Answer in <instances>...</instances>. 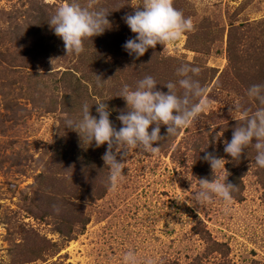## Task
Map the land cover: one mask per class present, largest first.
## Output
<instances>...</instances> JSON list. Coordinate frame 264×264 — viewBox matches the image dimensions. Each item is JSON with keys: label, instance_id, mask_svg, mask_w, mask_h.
<instances>
[{"label": "rangeland", "instance_id": "1", "mask_svg": "<svg viewBox=\"0 0 264 264\" xmlns=\"http://www.w3.org/2000/svg\"><path fill=\"white\" fill-rule=\"evenodd\" d=\"M64 2L0 0V264H123L129 250L140 264L148 259L153 264H264L259 167L249 155L234 161L220 154L231 128L224 123L236 126L233 116L244 121L243 112L231 115L232 104L251 108L249 115L261 107L246 93L264 80L259 66L264 59V0H174L194 29L165 50L156 47L173 67H200L210 107L190 127L161 141L157 154L132 150L124 178L101 199L87 200V189L99 184L90 186L94 177L74 169L64 181L70 199L61 206L63 201L50 200L46 185L61 175L53 168V146L67 114L63 91L68 89L60 78L74 64L70 58L61 60L59 47L49 51L47 38L54 33L49 16ZM139 3L98 0V6L112 11L109 36H117L123 17ZM220 131L223 136L216 137ZM200 142L202 151L227 161L228 172L217 175H228V182L238 187L231 203L214 197L200 205L193 199L199 190L195 177L213 179L210 165L195 154ZM57 223L64 234L56 230ZM209 236L229 248L210 251Z\"/></svg>", "mask_w": 264, "mask_h": 264}, {"label": "clouds", "instance_id": "2", "mask_svg": "<svg viewBox=\"0 0 264 264\" xmlns=\"http://www.w3.org/2000/svg\"><path fill=\"white\" fill-rule=\"evenodd\" d=\"M134 12L123 17L124 22L135 34L129 38L123 48L130 56L139 59L150 49L181 41L185 34L193 31L191 17L174 7V0H140L133 6ZM112 11L98 6V0H65L49 16L48 24L56 36L64 42L68 55H81L85 51V41L103 35L112 27L108 16ZM200 67L182 63L176 70L177 82L163 84L168 92L157 89V81L151 75L138 80L135 88L124 84L118 97L126 101V110L120 111L117 119L122 126L117 129L110 119L111 112L106 103H97L98 117L92 115L89 104L84 103L79 118H67L65 128L79 134L83 143L96 147L107 144L101 159L108 169L109 190H116L124 178V169L132 150L138 153L155 155L160 151V142L176 136L181 130L190 127L194 121L210 107L208 88L198 79ZM98 86L107 81L98 76ZM182 89V93L178 92ZM247 96L254 98L261 107L249 115L250 109L239 101L234 102L229 111L244 114V122L235 126L231 140L224 141V152L239 161L249 147L256 150L255 163L264 168V84H253L247 90ZM166 126V135H161V126ZM151 129V131L149 130ZM223 131L216 134L222 137ZM255 141V142H254ZM158 145V146H154ZM205 151V150H204ZM119 157V159H118ZM203 159L209 163L213 179L197 178L199 190L193 194L197 204L203 205L214 197L222 198L226 203L233 200L232 192L238 187L228 182V175H217L228 172L227 161L212 152H206ZM251 167V166H250ZM185 176V175H183ZM189 181L192 180L185 176ZM54 209L59 211L56 206ZM123 264H140L134 251L129 250L123 257ZM145 264H153L151 259Z\"/></svg>", "mask_w": 264, "mask_h": 264}, {"label": "trees", "instance_id": "3", "mask_svg": "<svg viewBox=\"0 0 264 264\" xmlns=\"http://www.w3.org/2000/svg\"><path fill=\"white\" fill-rule=\"evenodd\" d=\"M109 33L110 32L107 30L103 35L86 40L84 53L79 56L73 54V57H69L70 55L67 56L63 40L56 36L55 33L47 38L48 43L50 44V46L47 44L49 51H52L51 48L59 47V52L62 56L61 60L66 62V59L70 58V61L73 60L74 64L73 67L64 71L63 77L60 78V82L63 84V87L68 89L63 91V104L66 106L67 114L61 119V124L58 128L57 140L53 146V168L60 172L61 175L56 177L55 182H51L46 185L50 192L48 193L50 200L52 202L54 199L63 201L60 203L61 206H64L65 200H69L71 196L70 190L65 188V177L76 168L84 171L85 173L83 174H90L94 177V179L89 183L90 186L93 187L95 184H99L98 188L87 189L86 196L88 201L94 202L101 199L105 196L109 189L107 181L108 169L106 168L104 161L101 159L107 149V144L96 147L94 142L92 145L83 143L78 133L65 128V120L67 118H79L81 115V108L84 103L92 106V115L98 117L96 104L106 103L111 112L110 119L113 121L114 126L119 129L122 124L117 119V116L120 114V111L126 110L127 105L126 101L117 95L124 84H128L131 88H135L138 80L142 79L146 75H151L158 83L157 89L167 93L168 89L163 84H166L169 81L177 82L179 79L176 75V70L179 66L175 64V67H173L168 59H163L159 52V47H156L155 49L150 48L144 56L139 59L130 56L128 52L124 50L123 45L125 42L129 38H134L135 36L126 23L116 30V37L113 35L112 37L109 36ZM37 44L38 42L36 45ZM125 62H130V65L127 66ZM259 66H261L262 71L264 72V59L259 60ZM98 76L107 81H102L100 86H98V80H100ZM201 76L203 75L200 73L199 76L195 78L200 80ZM212 78L213 77L210 76V79ZM262 78L264 79V75ZM232 80L234 79L232 78ZM226 84L229 86L231 85L229 83ZM257 84H264V80L263 82H258ZM221 88L227 89V86L221 85ZM238 90L241 91L240 88H238ZM182 91L183 90L178 87V92L182 93ZM248 109L251 110V108ZM243 122L244 121H241V124H243ZM224 124L231 127L230 129L227 128L228 130L225 131L227 140L230 141L235 125L234 123ZM164 128H166V126L162 125L161 132L163 135H166V133L163 132ZM149 130L151 131V129ZM202 143L200 142L196 147L195 154L198 157H203L205 155V151H202ZM222 149L223 150L220 151V154L224 152L223 147ZM246 155L255 159L256 150L253 147H249L247 149V153L243 155L239 161H244ZM257 170H260L258 174L259 179L264 185V168L259 167ZM41 174L43 178L53 177L46 173ZM81 177L85 178L84 175H81ZM61 185L62 189H59L60 192H56L57 187ZM242 188L243 184L241 183L240 192ZM59 195L62 199L58 198ZM55 202L58 203V201ZM45 213L47 216L51 215L48 211ZM43 218L46 219V216H43ZM57 225L56 230L61 234H64V229L61 226L62 224L57 223ZM205 238L210 242V251H220L222 250L221 247H226L227 249L229 248L228 244L214 239L212 240L211 236Z\"/></svg>", "mask_w": 264, "mask_h": 264}]
</instances>
